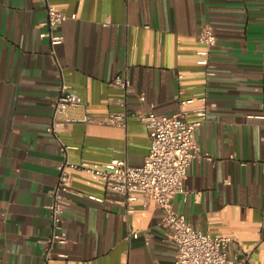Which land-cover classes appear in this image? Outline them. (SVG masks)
<instances>
[{
  "label": "crops",
  "instance_id": "obj_1",
  "mask_svg": "<svg viewBox=\"0 0 264 264\" xmlns=\"http://www.w3.org/2000/svg\"><path fill=\"white\" fill-rule=\"evenodd\" d=\"M47 3L66 16L52 30L63 37L53 48L43 0H0V264H173L161 210L137 199L127 214L122 197L87 171L69 170L66 242L46 251L62 159L46 128L62 83L97 118L169 115L188 99V110L206 106L195 141L214 160H192L188 199L174 196L172 210L197 230L230 238L229 258L264 264V0ZM205 25L216 36L210 69L197 63ZM117 77L130 92L112 86ZM59 137L71 162L94 168L114 159L139 166L150 148L132 117L124 127L76 122Z\"/></svg>",
  "mask_w": 264,
  "mask_h": 264
},
{
  "label": "built area",
  "instance_id": "obj_2",
  "mask_svg": "<svg viewBox=\"0 0 264 264\" xmlns=\"http://www.w3.org/2000/svg\"><path fill=\"white\" fill-rule=\"evenodd\" d=\"M47 6V17L44 25L48 28L45 34L50 46L63 41L62 36L53 35L52 30L59 26L66 16L43 0ZM198 42L206 47V51L198 53L202 58L198 64L210 69L209 50L216 43V36L210 26H203L198 35ZM54 55V52L52 51ZM112 86L130 92L129 82L115 78ZM143 101V97H139ZM198 100H204L199 97ZM194 100L179 101L178 108L169 115H159L152 111H136L133 113H112L104 118H97L80 103L77 95L68 91L62 83L60 92L53 104V115L46 132L52 135L62 156L57 165V183L52 190V201L48 206L52 227L51 237L45 241L46 251L53 244H64L66 235L62 228V216L68 205V194L72 193L69 184V170L87 171L96 177L105 190L122 197L121 204L126 206V213L133 214L130 204L137 199L152 201L154 206L163 213L162 226L174 244L173 264H246V258L234 260L229 258L227 249L231 239L212 236L210 233L195 229L184 215L173 212L172 198L181 195L183 202L188 199L189 191L184 186L187 169L196 158H204L212 162L209 153H202L195 141V131L206 119V106L193 110L184 108ZM129 117L144 125L150 138L149 152L144 162L132 166L126 160L114 159L98 168L83 163L71 162L68 158L69 147L59 137V133L73 123H98L124 127ZM193 118L190 120L189 118ZM130 237L137 238L136 232ZM264 237V236H263Z\"/></svg>",
  "mask_w": 264,
  "mask_h": 264
}]
</instances>
